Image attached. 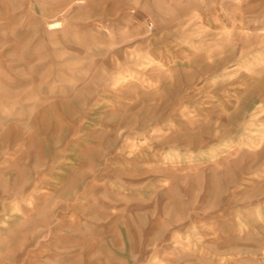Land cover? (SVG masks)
Returning a JSON list of instances; mask_svg holds the SVG:
<instances>
[{
  "label": "crops",
  "instance_id": "obj_1",
  "mask_svg": "<svg viewBox=\"0 0 264 264\" xmlns=\"http://www.w3.org/2000/svg\"><path fill=\"white\" fill-rule=\"evenodd\" d=\"M75 2L57 8L68 15L45 60L70 78L50 84V92L87 94L86 100L73 99L78 110L71 112L74 151L92 165L82 187L134 191L152 236L157 220L168 229L190 221L199 227L200 213L207 221L218 213L212 206L223 204L221 188L234 170L222 158L238 147L233 142L240 140V125L248 123L244 116L264 110V68L256 64L257 57L264 60V21L256 31L254 20L264 5ZM149 23L155 30H148ZM99 128L103 135L97 138ZM97 149L105 158L103 185L96 183L95 160L90 162Z\"/></svg>",
  "mask_w": 264,
  "mask_h": 264
},
{
  "label": "rangeland",
  "instance_id": "obj_2",
  "mask_svg": "<svg viewBox=\"0 0 264 264\" xmlns=\"http://www.w3.org/2000/svg\"><path fill=\"white\" fill-rule=\"evenodd\" d=\"M70 1L0 0V264H264V110L258 107L244 116L238 147L222 158L234 170V181L228 175L221 188L223 204L212 206L218 213L207 221L200 213L199 227L190 221L168 229L157 220L152 236L134 191L82 187L92 165L74 151L71 112L78 110L73 99L87 94L50 92V84L70 78L45 60L65 28L68 14L57 8ZM245 14L241 7V22ZM254 20L256 31L263 30L264 14ZM256 64L264 68L262 58ZM102 135L99 128L96 137ZM98 152L90 162L103 185L105 158Z\"/></svg>",
  "mask_w": 264,
  "mask_h": 264
},
{
  "label": "built area",
  "instance_id": "obj_3",
  "mask_svg": "<svg viewBox=\"0 0 264 264\" xmlns=\"http://www.w3.org/2000/svg\"><path fill=\"white\" fill-rule=\"evenodd\" d=\"M147 27L150 31H153L154 29V25L152 23H149Z\"/></svg>",
  "mask_w": 264,
  "mask_h": 264
}]
</instances>
